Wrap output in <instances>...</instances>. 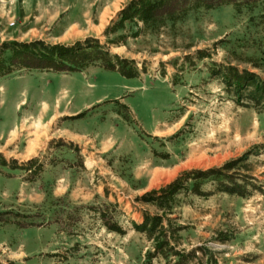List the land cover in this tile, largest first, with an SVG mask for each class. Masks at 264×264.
<instances>
[{
	"label": "rangeland",
	"instance_id": "374dc122",
	"mask_svg": "<svg viewBox=\"0 0 264 264\" xmlns=\"http://www.w3.org/2000/svg\"><path fill=\"white\" fill-rule=\"evenodd\" d=\"M132 1L0 0V78L28 73L0 80V98L14 92L20 114L102 99L64 124L81 130L92 115L123 120L109 149L96 130L56 138L63 119L36 147L29 127L0 145V262L175 264L149 258L154 241L135 228L159 215L179 229L172 246L195 252L185 264H264V0L156 29L121 19ZM82 50L103 60L31 67ZM177 179L168 213L150 200Z\"/></svg>",
	"mask_w": 264,
	"mask_h": 264
},
{
	"label": "trees",
	"instance_id": "16d2710c",
	"mask_svg": "<svg viewBox=\"0 0 264 264\" xmlns=\"http://www.w3.org/2000/svg\"><path fill=\"white\" fill-rule=\"evenodd\" d=\"M246 0H133L128 7L121 13V19L123 21L132 19H139L146 23L148 26L156 29L164 25L175 23L185 18L190 11L201 7L207 9H214L224 5H234L239 7L245 4ZM132 14L130 17L128 12ZM53 51L44 53V60H48V64L31 66L32 68H41L45 70H53L56 72H74L83 69L87 64L95 62L97 60H103L102 57L92 56L91 51L82 50L78 52L69 53L66 59H62V54ZM82 56L84 62L80 63L78 56ZM58 56V57H57ZM41 58V60H43ZM104 66L108 69L114 70L115 65L113 63H104ZM26 67V66H24ZM10 73V71H8ZM181 179H177L174 184H171L167 188L163 189L161 194L153 192L154 196L150 201H153L159 208L167 210L168 213H172L174 196L177 192L176 187L179 185ZM163 216L147 217L146 221L142 225L135 224V228L138 231L144 232L151 240L154 241L153 251L148 253L149 258L163 256L167 259L175 256L178 261L175 264H185L186 259H190V255L195 252H187L186 250H177L172 246L173 234H176L179 229H175L173 225H169L165 228L162 225ZM170 220V219H168ZM195 260L198 258L194 257ZM0 264H2L0 262Z\"/></svg>",
	"mask_w": 264,
	"mask_h": 264
},
{
	"label": "crops",
	"instance_id": "0c3cea01",
	"mask_svg": "<svg viewBox=\"0 0 264 264\" xmlns=\"http://www.w3.org/2000/svg\"><path fill=\"white\" fill-rule=\"evenodd\" d=\"M36 73L44 74V71ZM27 74L28 73L20 75H9L0 78V80L9 78L11 76L22 77ZM4 87V85H0L1 89H4ZM13 96L14 92H10L9 94L4 95L0 98V145H10L18 141L19 139H21L22 134L26 132V128L29 127L30 130H28V136H31L32 133L35 135V138L33 139L29 147H36L43 140L45 143L49 138H51V136L53 135L52 129L55 127L56 123H58L60 119H63L62 128L58 130L59 135L55 136L59 139L63 138L71 142H86L88 134L96 130V133L98 132L103 135L102 145L105 146L106 149H109L112 148L114 144L113 141L117 140L119 137L115 134V131L120 124L122 125L123 120L121 119L118 112H116V114L112 113L108 116V118H105L103 120H100L98 115L90 116L88 125H98L92 131L85 130L84 128L81 130L76 127L64 125L68 119L85 121L86 115H88L90 112H88L81 118L75 117H78L80 114L90 110V108H92L95 103L101 101L102 99H98L96 100V102L86 103L83 108L79 109L78 111H70L69 109L61 110L59 108V102H57L56 108L54 110H51L50 106L47 103H44V100H42V106L37 111L30 110L24 114H20V102L17 101L16 98H14ZM94 136L97 138V134H94ZM55 137L52 136V138Z\"/></svg>",
	"mask_w": 264,
	"mask_h": 264
}]
</instances>
